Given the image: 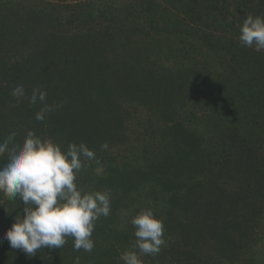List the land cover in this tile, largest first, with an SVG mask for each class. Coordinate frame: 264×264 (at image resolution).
<instances>
[{
  "label": "trees",
  "instance_id": "16d2710c",
  "mask_svg": "<svg viewBox=\"0 0 264 264\" xmlns=\"http://www.w3.org/2000/svg\"><path fill=\"white\" fill-rule=\"evenodd\" d=\"M262 242L264 0H0V264Z\"/></svg>",
  "mask_w": 264,
  "mask_h": 264
},
{
  "label": "rangeland",
  "instance_id": "374dc122",
  "mask_svg": "<svg viewBox=\"0 0 264 264\" xmlns=\"http://www.w3.org/2000/svg\"><path fill=\"white\" fill-rule=\"evenodd\" d=\"M232 1H234V0H232ZM262 239H263V238H262ZM262 239H261V240H262ZM258 249H259V255H258V256H262L263 253H264V242L260 243Z\"/></svg>",
  "mask_w": 264,
  "mask_h": 264
}]
</instances>
